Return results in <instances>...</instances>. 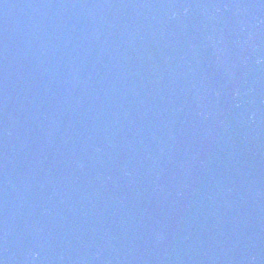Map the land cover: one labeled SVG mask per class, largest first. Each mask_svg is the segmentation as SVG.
I'll list each match as a JSON object with an SVG mask.
<instances>
[{"label":"water","instance_id":"1","mask_svg":"<svg viewBox=\"0 0 264 264\" xmlns=\"http://www.w3.org/2000/svg\"><path fill=\"white\" fill-rule=\"evenodd\" d=\"M66 1L34 6L46 17V33L41 31L45 26L37 27L39 16H30L24 26L25 38L36 27L37 44L56 47L54 54L39 55V61L47 57L49 63H60L63 57V44L75 29L74 17H63ZM7 3L3 0L0 8ZM246 5V16L239 14L240 20L174 64L169 74L150 73L141 96L124 104L123 120H101L113 123L116 133L130 129L115 149L103 140L85 148L88 158L65 168L74 173L88 169L95 182L113 163L135 174L134 195L126 197L130 203L125 205L126 210L130 205V232L108 264H264V0L255 5L246 0ZM7 14L17 18L16 9ZM108 110L102 106L104 114ZM75 122H68L65 134ZM49 134L33 158L38 170L52 166L42 160L55 149L57 132ZM18 167L10 149L0 151V182L11 180V174L24 177ZM125 209L113 214L118 223ZM115 230L98 244L104 257ZM29 236L30 242L42 239Z\"/></svg>","mask_w":264,"mask_h":264}]
</instances>
